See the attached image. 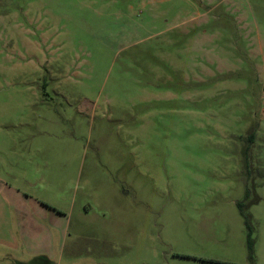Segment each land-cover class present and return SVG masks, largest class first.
<instances>
[{
    "label": "rangeland",
    "instance_id": "obj_1",
    "mask_svg": "<svg viewBox=\"0 0 264 264\" xmlns=\"http://www.w3.org/2000/svg\"><path fill=\"white\" fill-rule=\"evenodd\" d=\"M0 176V264H264V0H0Z\"/></svg>",
    "mask_w": 264,
    "mask_h": 264
},
{
    "label": "crops",
    "instance_id": "obj_2",
    "mask_svg": "<svg viewBox=\"0 0 264 264\" xmlns=\"http://www.w3.org/2000/svg\"><path fill=\"white\" fill-rule=\"evenodd\" d=\"M8 182L4 178H1L0 176V222H3L5 225L7 232L3 230V239L7 241L9 238L10 230H9V224H10V215L9 211L10 208H13L12 201L10 198H12V193H10L9 189L12 188L8 186ZM8 188V189H7ZM4 228V227H3ZM1 236V235H0ZM28 251H31L28 249ZM35 253V252H33Z\"/></svg>",
    "mask_w": 264,
    "mask_h": 264
},
{
    "label": "trees",
    "instance_id": "obj_3",
    "mask_svg": "<svg viewBox=\"0 0 264 264\" xmlns=\"http://www.w3.org/2000/svg\"><path fill=\"white\" fill-rule=\"evenodd\" d=\"M253 138H254V137H249L250 141H253ZM239 204H240V206H242V203H241V202H240ZM246 217H247L246 222H247L248 226H250V225H251V223H250V215H247ZM250 227H251V226H250ZM249 245H250L251 258H254L253 242H252V239L250 240V244H249Z\"/></svg>",
    "mask_w": 264,
    "mask_h": 264
}]
</instances>
